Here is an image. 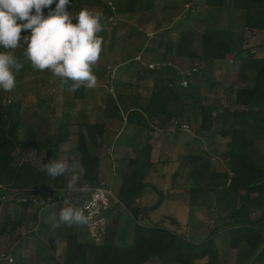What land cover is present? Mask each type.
<instances>
[{
  "label": "trees",
  "instance_id": "trees-1",
  "mask_svg": "<svg viewBox=\"0 0 264 264\" xmlns=\"http://www.w3.org/2000/svg\"><path fill=\"white\" fill-rule=\"evenodd\" d=\"M80 1L72 0L73 8L69 10L78 13ZM90 1L102 9L104 17L112 14V9L101 0ZM139 1L115 0V3L119 12L131 14L135 13ZM151 1L148 0V3ZM225 2L226 0H203L193 3L198 9L209 8L208 16L217 24H213V27L205 29L200 34L181 30L178 40L168 39L162 63L168 64L166 62L170 55L176 58L188 56L191 60H197L191 68L196 71L192 70L186 75L188 86L183 87L180 84V70L173 66L164 68L165 71L174 72V77L170 79L165 78L164 70L156 72L145 68L146 72L149 71L155 76L154 89L146 104L140 103L139 98H134L136 99L132 105L134 110L128 113L127 121L148 131L154 123L160 127L170 126L173 119L180 122L181 126L183 123L180 119L185 114L187 102L189 100L195 102L200 98L202 85L193 82L196 76H200L205 82L211 81L215 63L225 61L228 55L235 54L240 62L239 81L247 82L249 73L253 72L256 75L254 87L239 89L235 103L238 108L233 111L198 104L201 117L199 133H212L219 123L217 133L229 141L222 160V170L212 168L211 158L207 153L189 155L188 182L192 183L189 191L190 196L199 193L200 196L193 197L200 202L199 207L206 206L201 202V197L214 194L217 203L222 205L221 208L228 209L232 226L238 227L232 231L233 247L245 242L252 251L259 250L261 246L264 250V216L256 220L250 217L252 210L262 209L264 213V55L257 56L252 45L247 44L251 42L247 34L253 37L264 35V0H233V7L243 12L244 23L240 29L223 28L218 24L217 12L224 8ZM53 5L56 6L55 3ZM153 8L154 5L151 6L152 10ZM192 11L189 13H196L194 9ZM116 31V27L112 29L114 35ZM26 34L30 33L22 32L21 35ZM107 34L109 32L106 22L105 30L98 35L104 40ZM197 42L201 48L200 53L195 48ZM163 46V40H158L155 48L150 46L145 48V51L154 53ZM140 52L141 49L138 48L137 53ZM142 72L139 71V74ZM116 82L115 80L108 82L109 91L114 85L120 86ZM75 96L80 97L78 91L75 92ZM114 96L110 94L107 98L106 117L123 121L121 108L127 112L125 97ZM6 105L2 106L0 103V185L16 190L42 188L45 196L54 195L55 191L66 190L69 183L66 174L53 179L32 162L16 159L15 153L18 149L22 147L42 149L43 145L37 141V128H24L20 104L10 99V103ZM69 127V120L61 118L57 135L44 148L50 160L57 158L58 146L68 141ZM96 129V126H92L89 131L94 132ZM180 131L179 127L175 133L178 134ZM104 134L105 127L99 126V138ZM148 140L149 137L146 138L144 145L139 146L135 158L116 161L119 164L118 169H115L118 178L114 176L113 180H118L117 197L122 204L120 209L126 211L124 226L119 229L117 224L109 223L102 244H96L91 239L85 231V225L79 227L65 225L54 229L52 225L59 219L60 204L63 200L56 198L58 205L54 210L55 219L52 222H39L41 229L39 230L47 233L49 243L47 264H88V253H93L95 264H149L153 261H159L160 264H199L197 261L205 258H208V262L201 264H221L212 237L215 232L211 233V237L197 241L184 233L180 221L174 217L168 216L156 223L142 218L143 214L148 215L159 209L165 200H174L169 192L148 181L153 166L152 147ZM77 151L81 154L80 165L83 173L71 196L81 203L89 199L92 190L102 181L101 162L100 158L91 153L84 136L78 141ZM114 164L111 163L112 168ZM109 186L112 188L113 184L109 183ZM148 191L153 192L158 201L149 208L142 209L136 201ZM31 211L28 205L17 204L14 198L7 202L0 200V235L7 236L21 229L28 212ZM37 212L32 213L36 226ZM167 223L171 227L165 225ZM39 230L32 234H39ZM17 238L27 239L20 235ZM60 241L66 245L62 261L55 257ZM12 253L15 258L14 264H36L27 262L22 254Z\"/></svg>",
  "mask_w": 264,
  "mask_h": 264
},
{
  "label": "rangeland",
  "instance_id": "rangeland-1",
  "mask_svg": "<svg viewBox=\"0 0 264 264\" xmlns=\"http://www.w3.org/2000/svg\"><path fill=\"white\" fill-rule=\"evenodd\" d=\"M101 1L108 6L109 2L112 4L109 6L110 9H112V14L105 17L107 19L109 34H107L106 39H104V51L101 53V57L98 61L99 67H103V70L106 73L108 82L111 79L112 74H114L113 78L115 81L121 74L122 76L125 75L124 78L126 82H128L133 79L135 72L144 71L146 67L142 66L139 61L138 63L134 60L136 56L141 53L146 63H162V55L165 53L167 42L169 41L168 39L172 38L173 40H178L181 30L194 31L200 34L205 29L213 27V24H217L213 18L210 19L211 17L208 16L209 8H195L193 3L202 2L203 0H152L150 3H148V0H140L135 13L131 14L119 12L115 0ZM80 4L79 10H81V8H88L89 10L102 13V9L97 8L90 0H81ZM152 5H154L153 10L151 9ZM193 9L196 13L190 14L189 12H193ZM242 14L243 12L241 10L233 7V0H226L224 8L217 12L218 24L223 26V28L240 29L241 25L244 23ZM115 27L117 29L116 35L112 32V29ZM247 36L249 41H251L247 42V44L252 45L255 54L257 56L264 55V35L262 37H253L247 34ZM158 40H163V47L159 48L158 51L154 53L145 51V48L150 46L155 48L156 41ZM138 48L141 49V52L137 54ZM195 48L200 53L201 48L199 42L196 43ZM167 59L166 63H168V68L173 66V68L183 72L191 70L194 64L197 63L196 59L191 60L188 56L176 58L170 55ZM239 67L240 62L237 56L231 54L226 57L225 61H217V63H215L212 70L211 81L205 82L200 79V76H196L193 82L202 85L200 98L195 102H192L191 100L187 102V105L185 106V114L180 119L183 124L189 125V129L180 131L177 134L170 130V126L167 125L162 127V133L159 132L161 138H155L151 135L152 137L149 140V143L154 146L152 154L153 166L150 169L148 181L164 191L167 190L171 195L170 197L174 199L172 201L179 199L176 198V187L187 185V177L190 173L189 155L201 154L202 152L207 153L209 155L208 157L211 158L210 161L212 168L217 170L223 169L222 160L227 152L229 139H225L217 133L220 126L219 123L212 133H199L201 117L198 104L211 105L218 108H228L231 111L238 108L235 104L237 92L239 89L253 88L256 78L255 73L251 72L249 73V80L247 82L239 81ZM109 71H111L112 74H110ZM131 72L132 75H130ZM163 74L165 75V78L168 79L174 77V72L164 70ZM151 76L150 79L155 81V76ZM59 82V79H53L50 82L51 86L55 87L52 91L53 95L59 93V89L57 88ZM121 82L125 81L122 79ZM147 90L148 88H146L144 92ZM110 93L116 95L117 92L115 85L113 91L111 92L110 90ZM44 127H46V125ZM140 131L143 132V134L129 132L131 135L128 139L129 145L132 146L133 142H138L139 144H137L139 146L145 144V129H140ZM76 134L79 139L78 132ZM87 134H89V132H87ZM115 148L113 150V157L109 156L112 160L115 158V164L113 168L108 166L101 178H103L102 181H105L108 184H113L112 188L117 196L119 188V185L117 184L118 180H113V178L114 176H117L116 170L119 166L116 159L122 154L120 150H117L120 152L119 155ZM110 149L108 150V154ZM135 156L136 150L132 149L127 151L125 157L129 159L135 158ZM15 157L17 160L22 161L19 153H16ZM48 161L49 158L46 159V162L42 159V162L40 161V163L45 165ZM71 177L72 176H69L70 180ZM186 188L181 190H185ZM197 195L200 196L199 193H197ZM209 196L213 197L212 194L201 197V202L207 204L208 200H210ZM143 197L136 201V204L142 209L149 208L158 201V197L153 192H150V194ZM57 205L58 203L52 204V206L48 209L46 208L47 210L45 211L30 208V211H32L28 212L26 221L21 229L14 233H10L7 236L0 235V251L22 254L24 259L30 263L47 264L49 262V243L47 240V233L45 231L40 232L41 229L39 222H52L56 216L54 210H56ZM172 207H174V209L170 210ZM64 208H67V205L62 202L60 204V210ZM120 208V206L115 208L109 217V223L112 225L117 224L119 229L124 226L126 218V211ZM35 211H38L37 226L34 224L35 218L34 215H32ZM201 211L203 212L204 219L201 222L202 226L200 225L198 228H201L203 233L207 234L209 230L212 229V218L210 216L212 213L209 209L206 211L201 209ZM168 214L179 218L186 217L181 210L175 208V205L169 203V208L165 205L162 210L157 209L154 212L148 213V215L143 214L142 218L146 221L156 223L161 221L166 217L165 215ZM165 225L171 227L168 223ZM38 230L40 232L39 234H32L34 231ZM184 233L189 235V232L187 231H184ZM18 235L21 237L25 236L27 239L19 240L17 238ZM189 236L192 237V235ZM65 248V243L60 241L58 243L57 252L55 253V257L58 261L63 260ZM87 262L88 264H95L93 253H88ZM149 264H160V262L153 261Z\"/></svg>",
  "mask_w": 264,
  "mask_h": 264
},
{
  "label": "crops",
  "instance_id": "crops-1",
  "mask_svg": "<svg viewBox=\"0 0 264 264\" xmlns=\"http://www.w3.org/2000/svg\"><path fill=\"white\" fill-rule=\"evenodd\" d=\"M51 8L54 9V5H52ZM44 11L45 15H47L49 10L45 9ZM24 48H26V45L14 50V55L17 57L18 61L23 64V68L17 76V84L15 88L7 93L0 90L1 105L7 106L8 99H11L12 102H18L21 108L24 128H37V141L43 145L42 149L26 147L18 149L16 153H19L22 161H30L40 169H44V165L40 163V161L42 162V159L46 162L48 156V152L44 148L54 140L59 131L60 119L63 117L68 119L70 123L69 139L66 143L58 146L57 158L55 160H62L70 166L75 164L77 166V174H79L80 178L82 177L83 172L80 165L81 154L77 151V145L80 139L77 137V132L79 137L84 136L86 138L91 153L100 158V177L103 176V173L108 166H111L112 162L115 163V158L114 161H112L108 154V150L111 147L114 149L116 146V151L120 150L122 154L120 155V152L117 151L120 156L118 155L119 157L116 161L126 158L125 156L129 150L134 149L137 151L139 143L133 142L131 146L128 144V139L131 137V132L143 134V132L140 131L142 128L128 123L127 115L134 110V106H132L136 101L134 98H139L140 103L143 102L142 104H146L147 99L150 97L154 89V81L153 79H150L152 76L149 71L146 72V70H144L142 74L135 72L136 77L134 75L133 79L128 82H126L124 78L125 75L122 76L120 74L117 77L118 79L116 81L120 86H115L117 93L114 97L116 98L117 95L124 96V103L127 106V112L124 111L125 109L121 108V115L124 118L122 121L118 118L106 117L107 98L111 93L108 89L109 84L106 73L103 70V67H99V62L94 68V73L97 75V85L95 88L88 89L81 87L78 90L80 97H76L75 92H70L68 90V85H61V82H59V85L57 86L59 93L53 95L52 91L55 87L51 86L50 82L53 79L59 78L54 77L47 70L43 72L34 70L30 61H28L23 55ZM0 51L4 50L0 49ZM130 75H132V72ZM122 79L125 82H121ZM69 84H71V81ZM146 88H148V90L144 92ZM45 125L46 127H44ZM92 126H96V131H89ZM99 126L105 127V134L102 138H99ZM162 131L163 128L154 123V125H151V128H149V131L145 129V136L146 138L149 137V140L152 136L155 138H161L159 132L162 133ZM87 132H89V134H87ZM150 146L152 147L153 154L154 146L153 144H150ZM50 161L52 160L49 159L48 162ZM72 174V172L66 173L68 181H70L69 176H72ZM101 180H103V178H101ZM191 186L192 183L188 182L187 179V185L176 187V198L179 199L175 201L165 200L159 208L162 210L165 205L169 208L170 203L175 205L176 209L181 210L186 217L179 218L169 214L165 216H171L179 220L183 230L189 232V235L195 237L197 241L205 240L207 237H211V233L215 232L212 237L215 241L221 264H264L263 246L256 251H252L245 242L233 247L232 231L238 227L232 226L230 222L232 218L227 211L228 209L225 210L224 207L221 208V204H217L214 194H212L213 197L209 196L210 200H208L207 204L205 203L206 206L199 207L200 202L195 199L197 195L190 196L189 189ZM183 188L186 189L181 190ZM148 194H150V191H148L146 195ZM194 196L196 197L193 198ZM173 209L174 207L170 210ZM201 209L205 211L209 209L212 213L210 214L212 218V229L209 230L207 234H204L203 230L198 228L200 225L202 226L201 222L204 219ZM250 215L252 220H256L261 219L264 216V213L262 209H256L252 210ZM216 229H218L217 232L215 231ZM207 262L208 258L197 261L199 264Z\"/></svg>",
  "mask_w": 264,
  "mask_h": 264
},
{
  "label": "clouds",
  "instance_id": "clouds-1",
  "mask_svg": "<svg viewBox=\"0 0 264 264\" xmlns=\"http://www.w3.org/2000/svg\"><path fill=\"white\" fill-rule=\"evenodd\" d=\"M70 8L72 0H0V49L4 50L0 51V90L7 93L15 88L23 64L14 50L24 45L23 55L32 68L60 78L70 92L96 87L94 68L104 51L103 37L98 34L105 30L107 21L100 12L81 8L76 13ZM45 9L49 10L47 15ZM22 32L30 34L22 36ZM43 170L53 179L72 172L69 190H75L80 179L77 166L62 160L46 163ZM90 219L83 210L67 207L52 227L84 226Z\"/></svg>",
  "mask_w": 264,
  "mask_h": 264
},
{
  "label": "built area",
  "instance_id": "built-area-1",
  "mask_svg": "<svg viewBox=\"0 0 264 264\" xmlns=\"http://www.w3.org/2000/svg\"><path fill=\"white\" fill-rule=\"evenodd\" d=\"M110 5L112 4L109 2V6ZM141 54L137 55L134 60H136L137 62L139 61L142 66L146 67L147 70L156 72L163 71L164 68L168 66V64L165 63H146ZM192 70L193 69L189 70V72H179V77H181L180 84L183 87L188 86L186 75ZM195 71L196 69L193 70V72ZM109 73L112 74L111 71H109ZM113 76L114 74L111 75V79L109 81L114 80ZM112 91L113 89H111V92ZM9 103L10 99L7 101V104ZM179 127L181 131L189 129V125L182 124L180 126V122L173 119L170 125V130L175 132ZM113 150L114 149L111 148L109 151L110 157H113L114 155ZM73 191L74 190H69L67 188L64 191H55L54 195L45 196V192L42 190V188L16 190L12 189L11 187L0 185V200L7 202L10 201V199L14 198L16 199L17 204H25L28 205L30 208L45 211L50 208L52 204L58 203L55 200L56 198H63V200L61 201L64 202L67 207L79 208L84 211V214L86 216L90 215L91 219L89 221V224L85 225V231L90 235L91 239H93L96 244H102L107 234L109 217L115 208H118V206L122 205L121 202L119 201L113 189L105 181H101L99 185L92 190L89 199L81 203L75 197L71 196ZM63 195H66L67 197L64 198ZM14 262L15 258L12 252L0 251V263L14 264Z\"/></svg>",
  "mask_w": 264,
  "mask_h": 264
}]
</instances>
